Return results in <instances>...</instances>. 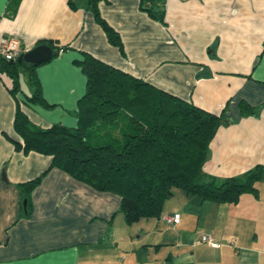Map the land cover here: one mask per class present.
<instances>
[{
    "label": "crops",
    "instance_id": "1",
    "mask_svg": "<svg viewBox=\"0 0 264 264\" xmlns=\"http://www.w3.org/2000/svg\"><path fill=\"white\" fill-rule=\"evenodd\" d=\"M73 1L76 8L69 0H0V41L17 36L22 53L45 40L61 49L33 73L23 68L15 94L12 79L0 77V264H264V178L237 203L183 193L161 217L128 224L120 195L51 168V155L18 149L14 127L19 105L43 128L76 127L87 90L76 60L88 53L223 115L208 174L223 179L264 165V0H166L165 22L141 0H100L124 51L86 0ZM35 93L43 102L27 97ZM46 170L27 213L19 185ZM175 212L181 220L169 222ZM203 233L220 246L202 242Z\"/></svg>",
    "mask_w": 264,
    "mask_h": 264
},
{
    "label": "trees",
    "instance_id": "2",
    "mask_svg": "<svg viewBox=\"0 0 264 264\" xmlns=\"http://www.w3.org/2000/svg\"><path fill=\"white\" fill-rule=\"evenodd\" d=\"M99 1L86 0L87 9L109 40L124 51L120 34L101 14ZM165 1L141 0V7L165 22ZM40 43L53 47V57L61 51L51 41ZM19 56L3 61L0 70L1 78L12 79L14 94L20 89L21 70L33 73L36 66L20 61ZM76 63L87 76V90L78 102V125L55 123L43 128L19 105L14 121L21 137L15 141L18 149L51 155V168H60L99 191L120 195V211L128 224L161 217L175 189L202 201L230 203L239 202L243 193L257 191V181L264 178L262 164L223 179L204 170L222 114L204 110L91 54L84 53ZM33 79L38 83L36 76ZM27 97L43 102L39 93ZM242 108L248 105L243 102ZM47 172L19 185L23 201L27 200V213L31 192Z\"/></svg>",
    "mask_w": 264,
    "mask_h": 264
},
{
    "label": "built area",
    "instance_id": "3",
    "mask_svg": "<svg viewBox=\"0 0 264 264\" xmlns=\"http://www.w3.org/2000/svg\"><path fill=\"white\" fill-rule=\"evenodd\" d=\"M22 53V48L17 36L2 39L0 41V70L3 61L13 60ZM1 72V71H0ZM167 220L172 223H178L181 220V214L175 212L167 217ZM201 241L209 243L213 247L220 246L211 234L203 233L201 235Z\"/></svg>",
    "mask_w": 264,
    "mask_h": 264
},
{
    "label": "water",
    "instance_id": "4",
    "mask_svg": "<svg viewBox=\"0 0 264 264\" xmlns=\"http://www.w3.org/2000/svg\"><path fill=\"white\" fill-rule=\"evenodd\" d=\"M53 47L48 44H38L35 47L24 51L20 54L19 60L26 61L32 64H38L44 61H48L53 57ZM3 179L6 180V175L3 174ZM24 206L27 207V200H24Z\"/></svg>",
    "mask_w": 264,
    "mask_h": 264
},
{
    "label": "rangeland",
    "instance_id": "5",
    "mask_svg": "<svg viewBox=\"0 0 264 264\" xmlns=\"http://www.w3.org/2000/svg\"><path fill=\"white\" fill-rule=\"evenodd\" d=\"M183 193H185L183 190L175 189V196L173 198L171 197V198L167 199L166 202H165V203L168 204L167 207L168 208H172L171 206H173L174 204L170 205L169 203H175V201L179 200V198L182 197V195H185Z\"/></svg>",
    "mask_w": 264,
    "mask_h": 264
}]
</instances>
